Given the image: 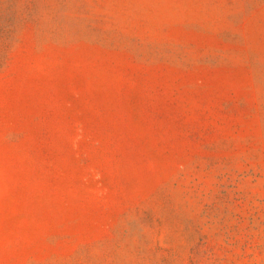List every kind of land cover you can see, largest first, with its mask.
<instances>
[{"label": "rangeland", "instance_id": "obj_1", "mask_svg": "<svg viewBox=\"0 0 264 264\" xmlns=\"http://www.w3.org/2000/svg\"><path fill=\"white\" fill-rule=\"evenodd\" d=\"M0 264H264V0H0Z\"/></svg>", "mask_w": 264, "mask_h": 264}]
</instances>
